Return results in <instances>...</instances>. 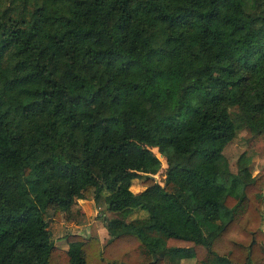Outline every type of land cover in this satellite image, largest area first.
I'll return each instance as SVG.
<instances>
[{
  "label": "trees",
  "instance_id": "trees-1",
  "mask_svg": "<svg viewBox=\"0 0 264 264\" xmlns=\"http://www.w3.org/2000/svg\"><path fill=\"white\" fill-rule=\"evenodd\" d=\"M241 128L264 133V0H0V264H264ZM77 198L103 244L53 242Z\"/></svg>",
  "mask_w": 264,
  "mask_h": 264
},
{
  "label": "rangeland",
  "instance_id": "rangeland-1",
  "mask_svg": "<svg viewBox=\"0 0 264 264\" xmlns=\"http://www.w3.org/2000/svg\"><path fill=\"white\" fill-rule=\"evenodd\" d=\"M156 153V149H152ZM222 153L225 156L228 167L231 171H236L237 169V158L242 155L244 157V163L249 169L250 173L253 174L257 171H262L264 173V133L254 134L246 128H241L237 130L234 137L226 143L222 149ZM165 163L161 161V168L163 170ZM156 180H159L157 174H154ZM142 177H137L132 180L130 189L132 191H137L143 188L141 184ZM263 199L261 203V211L264 215V187L262 189ZM93 210V207H92ZM99 211L96 213L94 218L91 215L88 217H82L78 211L75 214H71L68 218L73 219L71 221H63L61 219H54L48 212V229L51 232L52 240H55L58 244L64 243L61 236L62 234L76 232L85 235L95 236L101 244L105 241V229H103L99 224L103 223L102 213L104 212V206L100 205L97 208ZM143 212V210H141ZM106 216L109 214L104 212ZM95 214V211H94ZM135 214H139L138 211ZM112 215V214H111ZM109 215V216H111ZM67 219V218H66ZM180 263V261H179ZM181 264H193V259L186 258L182 260Z\"/></svg>",
  "mask_w": 264,
  "mask_h": 264
},
{
  "label": "crops",
  "instance_id": "crops-1",
  "mask_svg": "<svg viewBox=\"0 0 264 264\" xmlns=\"http://www.w3.org/2000/svg\"><path fill=\"white\" fill-rule=\"evenodd\" d=\"M92 207H93V210H92ZM73 208H75V209H77L78 210V212H79V214L84 218V217H88V215H91L92 217L91 218H94L95 216H96V213H97V209L95 208V206L93 205V202H92V200L90 199V198H77L76 199V201H75V203L73 204ZM94 211H95V214H94ZM109 215H111L110 214V212H107ZM73 214H75V212L73 213ZM108 215V216H109ZM61 220H63V221H71V220H73V219H69V218H67V219H65V218H62ZM103 229H105V227L102 225V224H99ZM83 235H85V234H83ZM107 232H106V229H105V240H106V238H107ZM59 237H62V239L64 240V243L65 244H63V243H60V244H58L55 240H53V242L56 244V245H58V246H60V247H66V241H65V239H64V234H62L61 236H59ZM104 240V241H105ZM184 259H186V258H182V259H180V263L179 264H181L182 263V260H184ZM190 259H192V258H190Z\"/></svg>",
  "mask_w": 264,
  "mask_h": 264
}]
</instances>
